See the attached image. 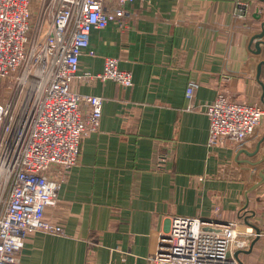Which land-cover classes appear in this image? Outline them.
Segmentation results:
<instances>
[{"label": "crops", "instance_id": "crops-1", "mask_svg": "<svg viewBox=\"0 0 264 264\" xmlns=\"http://www.w3.org/2000/svg\"><path fill=\"white\" fill-rule=\"evenodd\" d=\"M260 7L259 0H134L123 6L129 16L90 32L70 87L103 98L100 123L81 137L71 168L46 170L59 187L43 219L64 233H29L19 264H148L174 216L198 217L207 229L237 220L248 244L233 253L249 247L254 232L237 215L264 162L244 164L235 153L253 149L264 117L244 141L208 147L204 108L219 90L261 103L255 73L264 46L259 54L248 48L264 21ZM105 57L130 71L132 85L93 77ZM191 81L197 87L188 100ZM261 155L264 141L254 157L238 158ZM248 208L261 236L243 259L264 264V185L250 193Z\"/></svg>", "mask_w": 264, "mask_h": 264}, {"label": "built area", "instance_id": "built-area-1", "mask_svg": "<svg viewBox=\"0 0 264 264\" xmlns=\"http://www.w3.org/2000/svg\"><path fill=\"white\" fill-rule=\"evenodd\" d=\"M132 1L0 0V85L11 82L4 86L9 100L0 101V264H19L31 232L64 233L43 219L59 187L46 170L52 164L68 170L77 162L80 139L98 128L103 104L101 96L72 92L71 82L90 32L129 16L123 6ZM93 77L132 85L116 57H105ZM196 87L188 83V100ZM204 111L212 147L225 139L244 141L264 117V104L236 101L219 90ZM203 225L198 217H172L148 264H239L232 247L248 244L238 238L240 222Z\"/></svg>", "mask_w": 264, "mask_h": 264}, {"label": "water", "instance_id": "water-1", "mask_svg": "<svg viewBox=\"0 0 264 264\" xmlns=\"http://www.w3.org/2000/svg\"><path fill=\"white\" fill-rule=\"evenodd\" d=\"M261 2H264V0H259ZM252 45V48H251ZM262 46H264V21L261 22L260 25V31L250 36L248 41V48L251 50L254 54H259L262 50ZM261 75L264 76V59H260L257 62L256 65V73L255 78L261 87V93H260V102L264 104V80L261 79ZM264 141V134H262L255 142L254 147L252 150H246L245 148H240L235 153V159L241 163L249 164V165H257L261 162H264V155L259 156L255 159H239L238 156L240 153H244L248 157H254L258 150L260 143ZM259 174V180L250 186L244 193V201L241 207V210L238 213V218L241 219V221L254 232V238L251 240L249 247L246 249H239L234 253L235 258L237 259L239 264H245L243 256H249L252 253H254V248L256 246V243L259 241L261 236V230L260 228L252 222L250 219L255 215L254 210H250L248 208L249 206V199H250V193L254 192L256 189L264 185V166H262L258 170ZM259 196L255 198V200H259ZM227 222V221H224Z\"/></svg>", "mask_w": 264, "mask_h": 264}, {"label": "rangeland", "instance_id": "rangeland-1", "mask_svg": "<svg viewBox=\"0 0 264 264\" xmlns=\"http://www.w3.org/2000/svg\"><path fill=\"white\" fill-rule=\"evenodd\" d=\"M10 81L6 80V83L0 85V101H6L7 99L9 100V89L8 88H4V86L6 85H10ZM244 258V256H243Z\"/></svg>", "mask_w": 264, "mask_h": 264}]
</instances>
